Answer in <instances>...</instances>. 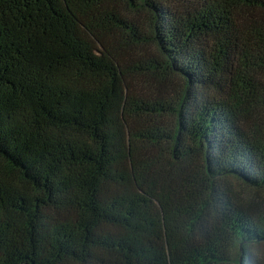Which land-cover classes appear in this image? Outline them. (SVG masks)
Listing matches in <instances>:
<instances>
[{"label":"trees","instance_id":"1","mask_svg":"<svg viewBox=\"0 0 264 264\" xmlns=\"http://www.w3.org/2000/svg\"><path fill=\"white\" fill-rule=\"evenodd\" d=\"M0 264H264V0H0Z\"/></svg>","mask_w":264,"mask_h":264},{"label":"rangeland","instance_id":"2","mask_svg":"<svg viewBox=\"0 0 264 264\" xmlns=\"http://www.w3.org/2000/svg\"><path fill=\"white\" fill-rule=\"evenodd\" d=\"M153 53L155 52V48L153 47V46H151L150 48H149ZM263 250V249H262ZM262 250H260L259 252H261Z\"/></svg>","mask_w":264,"mask_h":264}]
</instances>
